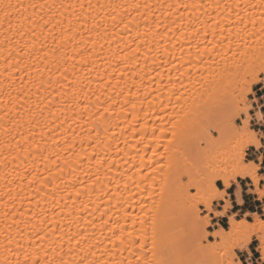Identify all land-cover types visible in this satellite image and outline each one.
<instances>
[{
    "label": "snow or ice",
    "instance_id": "obj_1",
    "mask_svg": "<svg viewBox=\"0 0 264 264\" xmlns=\"http://www.w3.org/2000/svg\"><path fill=\"white\" fill-rule=\"evenodd\" d=\"M0 28V264H264V0H0Z\"/></svg>",
    "mask_w": 264,
    "mask_h": 264
},
{
    "label": "bare ground",
    "instance_id": "obj_2",
    "mask_svg": "<svg viewBox=\"0 0 264 264\" xmlns=\"http://www.w3.org/2000/svg\"><path fill=\"white\" fill-rule=\"evenodd\" d=\"M13 2H15V0H13ZM25 2H27V0H25ZM153 3L156 2V0H152ZM165 2H171V3H174L175 0H165ZM0 32H3V29L0 28ZM0 39H3V36L0 35ZM185 50L187 51V46L185 48ZM177 55H179V53L177 52ZM3 64V60H0V65ZM3 69L0 68V71H2ZM174 76L176 75L175 73L173 74ZM4 80L3 76H0V83H2ZM164 84H167V78H166V75H165V80L163 81ZM5 183H6V180H5V177L3 175V170H0V199H3V200H6V196L4 195L5 191H6V188H5ZM18 183V182H17ZM18 191V189H17ZM0 207H2V205H0ZM131 213L133 216H135L136 214H138L140 212V209L139 207H134L133 209H130Z\"/></svg>",
    "mask_w": 264,
    "mask_h": 264
},
{
    "label": "crops",
    "instance_id": "obj_3",
    "mask_svg": "<svg viewBox=\"0 0 264 264\" xmlns=\"http://www.w3.org/2000/svg\"><path fill=\"white\" fill-rule=\"evenodd\" d=\"M253 210H264V209H260V208L258 207L257 202H253Z\"/></svg>",
    "mask_w": 264,
    "mask_h": 264
}]
</instances>
